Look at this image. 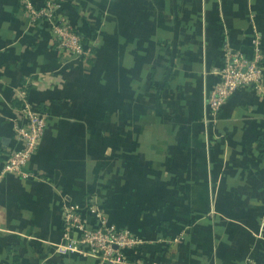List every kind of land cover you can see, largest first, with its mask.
I'll return each instance as SVG.
<instances>
[{"label":"crops","instance_id":"0c3cea01","mask_svg":"<svg viewBox=\"0 0 264 264\" xmlns=\"http://www.w3.org/2000/svg\"><path fill=\"white\" fill-rule=\"evenodd\" d=\"M61 2L85 61L0 0V264H100L62 246L64 205L90 220L93 196L141 239L125 264H264V92L206 105L226 45L251 56L259 32L264 55V0ZM24 90L46 134L26 177L2 175Z\"/></svg>","mask_w":264,"mask_h":264},{"label":"built area","instance_id":"2783aa9c","mask_svg":"<svg viewBox=\"0 0 264 264\" xmlns=\"http://www.w3.org/2000/svg\"><path fill=\"white\" fill-rule=\"evenodd\" d=\"M22 4L32 22L50 25L53 44L64 61H85L91 56V48L83 42L76 26L61 11V0H44L40 7L35 6L32 0H22ZM252 43L251 56L241 49L225 46L218 81L206 99L207 109L213 117L237 90L252 87L264 92V55L259 32H256ZM18 99L20 106L14 132L20 147L5 159L1 174L26 177L27 164L45 137L48 115L25 90L20 92ZM88 212L92 214L90 220L85 218L77 204L64 205L62 246L73 254L93 257L100 264H125L126 252L139 246L141 239L130 230H119L112 224L96 196L90 198Z\"/></svg>","mask_w":264,"mask_h":264},{"label":"trees","instance_id":"16d2710c","mask_svg":"<svg viewBox=\"0 0 264 264\" xmlns=\"http://www.w3.org/2000/svg\"><path fill=\"white\" fill-rule=\"evenodd\" d=\"M83 42L87 45V40L82 36ZM88 46V45H87ZM100 203V202H99ZM101 205V204H100ZM102 206V205H101Z\"/></svg>","mask_w":264,"mask_h":264}]
</instances>
